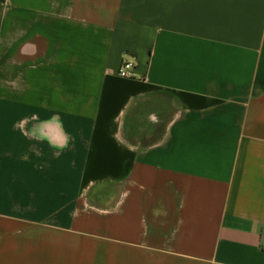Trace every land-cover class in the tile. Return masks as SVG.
<instances>
[{
	"label": "crops",
	"instance_id": "obj_1",
	"mask_svg": "<svg viewBox=\"0 0 264 264\" xmlns=\"http://www.w3.org/2000/svg\"><path fill=\"white\" fill-rule=\"evenodd\" d=\"M0 264H264V0H0Z\"/></svg>",
	"mask_w": 264,
	"mask_h": 264
},
{
	"label": "built area",
	"instance_id": "obj_2",
	"mask_svg": "<svg viewBox=\"0 0 264 264\" xmlns=\"http://www.w3.org/2000/svg\"><path fill=\"white\" fill-rule=\"evenodd\" d=\"M118 76L124 79H134L135 76V64L133 61H124L121 68L118 71Z\"/></svg>",
	"mask_w": 264,
	"mask_h": 264
},
{
	"label": "trees",
	"instance_id": "obj_3",
	"mask_svg": "<svg viewBox=\"0 0 264 264\" xmlns=\"http://www.w3.org/2000/svg\"><path fill=\"white\" fill-rule=\"evenodd\" d=\"M167 122H168L167 119L163 121V124H162V126H161V130H160L158 133L155 134V136H154V138H153L152 140L147 141V143L154 142V141H157V140L160 139V137L162 136V134H163L164 131H165L166 123H167Z\"/></svg>",
	"mask_w": 264,
	"mask_h": 264
}]
</instances>
